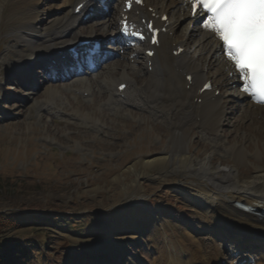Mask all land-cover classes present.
Here are the masks:
<instances>
[{
    "label": "rangeland",
    "instance_id": "374dc122",
    "mask_svg": "<svg viewBox=\"0 0 264 264\" xmlns=\"http://www.w3.org/2000/svg\"><path fill=\"white\" fill-rule=\"evenodd\" d=\"M23 1L0 0V214L15 217L18 224L3 228L0 241L14 240L30 250V254L19 264H49L31 251L29 246L32 245L42 250L47 258L51 257L52 264H157V255L164 252L160 241L162 231L168 234L174 231L178 236H184L187 219L196 231V247L191 245V249L198 248L203 254H213L219 260H213L216 264H249L244 261V256L256 253L244 252L227 237L211 236L206 229L209 222L200 216L197 208H189L181 199L173 201L170 194L154 190L159 176L165 171L161 167L148 170L142 192L150 194L152 206L159 211L161 221L137 233L118 235L111 231L110 210L119 197L116 178L121 177L124 183L132 185L133 177L126 172L131 165L141 159L156 157L166 147L176 143L173 139L175 130L168 115L155 111L163 105L166 107V101H170L165 99L168 94L163 88L162 92L156 88V77L147 87L148 100L142 103H120L109 95L110 88L105 84V78L110 76L117 78L125 72L133 81L139 76L133 86L134 95H138L148 81L143 67L138 64L136 73L131 69L130 58L118 52L120 44L112 47L107 44L118 53L94 77L75 78L80 81L48 82L45 71L37 69L39 65L33 69L35 80L28 78L32 81L29 88L28 82L20 78L23 70L17 75L9 73V67L14 62L30 55V42L22 36L23 27L28 25L20 6ZM40 1V12L34 27L38 31L44 28L45 32H50V38L55 21L61 15L58 8L65 0ZM120 2L114 0L109 3L111 13L107 18L98 16L94 22L76 28V32L86 37L92 32V26L96 27L97 21L107 19L112 22ZM49 9L52 12L46 14L44 11ZM177 17L174 15L173 18ZM192 26L190 20H185L178 27L175 37L183 39L185 31L194 29ZM107 29L108 24L101 22L93 32L96 37L109 38L115 28H110L106 37ZM193 38L189 41V56L207 57L206 54L200 56L196 35ZM37 43L43 44L39 40ZM127 48L122 49L124 54L129 52L130 47ZM201 61L204 60L199 61L200 66L211 72V77H216L214 84H223L219 95L222 101L228 102L225 111L229 113L220 133L225 139L226 149H219L194 124L187 126L184 134L191 143L192 154L203 158L215 150L214 165H234V157L226 150L251 132L258 135L264 124L263 127L253 125L251 118H244L231 87L226 86V74L220 75V68L210 57L208 61L213 64L210 63L209 70L208 64ZM82 79L84 85L81 84ZM48 86L57 87L61 93L55 98H48L46 103L47 97L43 93ZM83 88L89 91V98ZM155 92L166 97L158 99ZM255 117L264 123L263 115ZM251 125L257 129L253 127L250 132ZM252 138L250 151L256 154V145L263 148L264 134L258 140ZM250 159L247 163L242 161L236 165L242 181L251 179L260 163L264 165V156L259 160L254 156ZM134 191L136 188L132 186L130 194Z\"/></svg>",
    "mask_w": 264,
    "mask_h": 264
},
{
    "label": "bare ground",
    "instance_id": "6f19581e",
    "mask_svg": "<svg viewBox=\"0 0 264 264\" xmlns=\"http://www.w3.org/2000/svg\"><path fill=\"white\" fill-rule=\"evenodd\" d=\"M124 1L118 6L116 18L112 22L111 20L102 22V24H108L106 37L110 28L118 27L121 14L123 13ZM39 2L41 1L24 0L22 5H20L23 8L24 19L28 22V25L23 27L22 36H25V40L30 42L28 43L30 44V50L28 51L30 55L25 59L20 57L18 61L14 62L9 67L10 74L17 75L20 70H23V73H28L32 69L33 64L37 65L40 59L50 61V66L57 65L59 59L65 55L62 52L80 40L96 38L93 31L99 28L101 22L96 23V27H92V32L84 38L76 32V28L81 26L82 23L80 22L84 17L95 14L91 10L101 5V0H65L63 5L58 8L61 15L55 21L50 38H48L50 32H45L44 28L38 31L34 27L40 12L38 8ZM83 3L84 6L81 11L76 13L77 7ZM145 4V8H137L127 13V15L134 23L138 21L142 24L143 21H153L155 26L162 30L159 37V46L150 48L148 43L140 44L136 47H131L127 54L135 61L134 65H131L133 71L138 73V70H136L137 64L143 68L145 67L143 71L147 74L148 81L138 95H134L135 91L132 90L135 83L140 79L139 76L133 81L124 72L117 78H113V76L105 78V84L110 88L109 95L115 97L114 99H117L120 103H140V101L142 103L148 100L147 87L157 77L155 79L156 88L160 91L163 88L168 94V98H165V95L158 94V92H155V96L158 99L165 98L170 101H166V107L163 105L155 111H160L159 114H164L165 116L168 115V119L171 120V125L175 130V132L173 131V139L176 143L170 148L169 146L166 147L162 154L156 157L141 159L131 165L126 172L133 177L132 185L124 183L121 177L116 178L115 183L117 190L119 189V197L115 206L110 210L111 231L116 232L118 235L137 233L149 229L152 224L161 221L159 211L152 206L150 194L142 193L148 170L161 167L165 171L159 176L154 190L161 194H170L173 201L181 199L189 208H197L200 216L209 222L206 229L211 236L232 239L235 241L236 246L245 252L254 251L256 253L255 255L247 254L246 257L244 256V260L251 261L252 264H264V218L238 206V204H244L253 208H264V165L260 163V166L256 167L254 176L247 181H242L241 174H239L236 166L242 161L249 162L253 156L257 160L264 156V142L262 149L256 145V154L250 151V144L254 140L252 137L258 140V137L264 134L262 133L264 129L258 135H255V133L251 132V129L254 127L255 130L257 127L251 125L249 129L247 128L251 132L250 135L240 139V142L234 143L226 150L234 157V165H223L222 163L214 165V153L216 152L212 149L203 158L192 154L190 150L191 143L187 141L186 133L184 134L186 127L194 124L219 149H226L225 139L222 138L220 132H222L223 122L228 121L225 119V116L229 113L225 111L228 102L224 103L221 97H215V91L219 90L223 84H214L215 88H213L212 92L198 95V91L205 83L208 81L212 83L216 78L212 76V80V77H210L211 72L207 73L200 66V60H204L203 64H208L207 68L209 70L210 63L213 64L208 61L210 57L212 61H215L216 66L220 68V75L226 74L224 78L226 77L227 85H225L231 87L232 95L236 99V103H238L240 113L244 115V118H251V124L263 127L264 123L255 119V116H264V105L253 103L250 97L241 91L239 87L241 81L232 62L222 54L221 45L214 33L210 30H205L201 26V18L192 19V22L195 20L199 22L196 29L192 31L193 33L189 32V34L183 35V40L175 38L180 20L186 17L191 18L190 6L186 0H145ZM149 6L152 7V11L148 10L147 7ZM136 11L140 13L139 18L135 14ZM44 12L48 14L52 11L49 9ZM165 14L170 15L171 18L178 14L179 17L168 19V22H162L161 18ZM195 35L198 43L197 51L200 52V56L206 54L207 57L195 58L194 56H189V41ZM67 38L70 40L61 41ZM37 40L43 42V44L39 45ZM107 40L109 41V38H105V41ZM114 41L120 45L122 44L119 35L114 38ZM179 48H185V50L180 55L175 56V52ZM147 50H155V56L148 58L145 54ZM149 66H152L151 72L149 71ZM186 77H191V84ZM81 84L84 85L83 79ZM122 84L127 85L124 92L118 90ZM83 90L86 92V89L83 88ZM87 92L89 91L87 90ZM59 93L61 91L57 87L48 86L43 93L47 97L45 102L47 103L50 97L54 96L55 98ZM148 107L150 108V106ZM88 116L90 115L88 114ZM254 122L258 124H254ZM252 154L255 155L252 156ZM169 167L171 168L170 171L167 170ZM132 186L136 188V191L130 194ZM184 226V236H178L174 231L172 234H168L165 230L162 231L160 235L162 240L160 241L164 245V252L160 256L157 255V264H216L215 261L213 263V260L216 259L213 254H203L198 248L191 249V245L196 247V231L189 219L185 220ZM218 261L216 259V262Z\"/></svg>",
    "mask_w": 264,
    "mask_h": 264
},
{
    "label": "snow or ice",
    "instance_id": "6c2138e0",
    "mask_svg": "<svg viewBox=\"0 0 264 264\" xmlns=\"http://www.w3.org/2000/svg\"><path fill=\"white\" fill-rule=\"evenodd\" d=\"M190 3L194 16L197 13L204 16L201 26L222 42V54L238 73L241 91L254 102L264 104V0H190Z\"/></svg>",
    "mask_w": 264,
    "mask_h": 264
},
{
    "label": "trees",
    "instance_id": "16d2710c",
    "mask_svg": "<svg viewBox=\"0 0 264 264\" xmlns=\"http://www.w3.org/2000/svg\"><path fill=\"white\" fill-rule=\"evenodd\" d=\"M14 223L18 225L17 221H15V217L0 215V231L9 225H14ZM29 247L40 256V260L46 261V263L49 264L52 263L51 257L47 258V256H44V254H42L43 251L36 248L35 245ZM26 248L25 245L14 240L6 242L0 241V264H19L21 260L26 259V255L30 254V250ZM54 259L56 260L57 258Z\"/></svg>",
    "mask_w": 264,
    "mask_h": 264
}]
</instances>
